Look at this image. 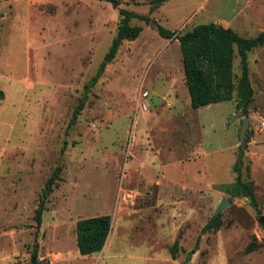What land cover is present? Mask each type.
Listing matches in <instances>:
<instances>
[{
	"label": "rangeland",
	"instance_id": "obj_1",
	"mask_svg": "<svg viewBox=\"0 0 264 264\" xmlns=\"http://www.w3.org/2000/svg\"><path fill=\"white\" fill-rule=\"evenodd\" d=\"M149 3L120 0L117 8L180 33L214 22L243 38L264 31V0H167L152 11ZM117 22L104 0H0V264H29L34 242L40 264H180L187 254L186 264H264V45L246 56L253 96L240 150L244 116L233 100L187 106L176 42L130 19L138 36L103 62ZM232 70L238 75L235 54ZM238 156L255 207L225 192ZM55 167L60 180L36 227L33 212ZM221 199L229 205L217 229L199 235ZM103 214L104 249L78 255L75 222Z\"/></svg>",
	"mask_w": 264,
	"mask_h": 264
},
{
	"label": "trees",
	"instance_id": "obj_2",
	"mask_svg": "<svg viewBox=\"0 0 264 264\" xmlns=\"http://www.w3.org/2000/svg\"><path fill=\"white\" fill-rule=\"evenodd\" d=\"M112 9H116L118 22L114 37L110 46L103 56V62L109 63L117 53L118 47L124 41L134 40L140 28L130 26V19L142 21L145 25L153 29L156 34L164 40L177 42L180 53L183 82L186 88L189 107L191 109L216 104L225 101H234V109L242 116H247L248 107L252 101L253 90L248 77L246 56L249 51L264 45V34L259 32L253 38H243L229 28L221 25L208 23L192 27L185 32L170 31L162 28L153 19L144 15L134 14L125 9L117 8L120 0H104ZM167 0H150L149 10L152 11ZM234 54L238 57L239 73H233L232 60ZM101 71L98 70L83 86V94L77 100L71 112L67 127L70 128L76 121L77 116L83 108L84 99L87 92L92 88ZM3 94L0 91V99ZM241 156V155H239ZM236 158L232 171L235 175L230 186L225 187V192L229 196H242L246 198L250 206L255 207V199L250 182L241 180V160ZM60 168L55 167L45 180L39 194L36 208L33 212V221L38 227L43 212L44 202L47 199L56 182L59 181ZM219 219L210 218L201 227L199 235L213 232L217 229ZM75 247L78 255L90 256L100 252L106 238L110 232V216L107 214L88 217L77 220L74 224ZM195 239V244L199 239ZM177 240L170 248V258H175ZM36 243L34 242L29 264H40L36 257ZM189 261L187 254L180 264Z\"/></svg>",
	"mask_w": 264,
	"mask_h": 264
},
{
	"label": "water",
	"instance_id": "obj_3",
	"mask_svg": "<svg viewBox=\"0 0 264 264\" xmlns=\"http://www.w3.org/2000/svg\"><path fill=\"white\" fill-rule=\"evenodd\" d=\"M262 33L264 34V31ZM100 69H102V66H101ZM247 124H248V117L242 118L241 125H240V128H239V133H238V144L240 146V150H242V148H243V144H244L243 143V138H244L245 130L247 128ZM228 205H229V202L227 200L221 199L220 202L218 203L217 208L215 209V212H214L212 218H215L216 215L222 209H224L225 207H227ZM257 222L260 223L264 227V217L263 216H259L257 218Z\"/></svg>",
	"mask_w": 264,
	"mask_h": 264
},
{
	"label": "crops",
	"instance_id": "obj_4",
	"mask_svg": "<svg viewBox=\"0 0 264 264\" xmlns=\"http://www.w3.org/2000/svg\"><path fill=\"white\" fill-rule=\"evenodd\" d=\"M145 5H147V4H145ZM125 7L126 8H129L130 7V5L129 4H126L125 5ZM120 9H124V8H120ZM125 10H127V11H130V10H128V9H125ZM130 12H132V11H130ZM132 13H134V12H132ZM134 14H136V13H134ZM138 15H142V14H138ZM117 16H118V14H117ZM144 16H146V15H144ZM148 17V16H147ZM150 18V17H149ZM150 19H152V18H150ZM154 20V19H153ZM214 24H218V23H215L214 22ZM219 25V24H218ZM170 31H176V30H170ZM164 40V39H163ZM174 42H176V41H174ZM177 43V42H176ZM162 69H164V67L162 66ZM167 72V71H166ZM181 76H182V78H183V73H181ZM161 81H165V83H166V86H168L169 88H171L170 90H169V92H171L172 93V96L174 97V100H175V89H174V87H173V82H172V80L170 79V76L169 75H167L166 74V76L164 77V79L163 80H161ZM187 96H188V94H187ZM186 96V93H185V91H184V88H183V91H182V97H183V99L185 98V100H186V103H187V106H189V98ZM168 96H167V94H166V96L164 97V100L167 98ZM188 98V99H187ZM173 102V101H172ZM208 106V105H207ZM107 238H108V236H107ZM107 238H106V241H105V243H104V246L102 247V250L104 249V247H105V245H106V243H107Z\"/></svg>",
	"mask_w": 264,
	"mask_h": 264
},
{
	"label": "built area",
	"instance_id": "obj_5",
	"mask_svg": "<svg viewBox=\"0 0 264 264\" xmlns=\"http://www.w3.org/2000/svg\"><path fill=\"white\" fill-rule=\"evenodd\" d=\"M146 96H147L146 92H142L141 93V98H145ZM139 106H140V109H142V110L146 109V106L144 104H142V103Z\"/></svg>",
	"mask_w": 264,
	"mask_h": 264
}]
</instances>
